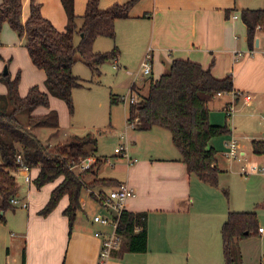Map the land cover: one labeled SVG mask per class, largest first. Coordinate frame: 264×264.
I'll return each mask as SVG.
<instances>
[{
    "label": "crops",
    "instance_id": "obj_1",
    "mask_svg": "<svg viewBox=\"0 0 264 264\" xmlns=\"http://www.w3.org/2000/svg\"><path fill=\"white\" fill-rule=\"evenodd\" d=\"M128 1L100 0V8L107 9ZM87 2L88 0H75L79 26L83 23ZM40 3L42 15L59 31H65L67 16L61 0H40ZM244 9H264V0H139L129 11L128 18L119 19L115 23L114 42L118 39L122 46L124 40L130 49V56L133 55L142 64L148 52L152 55V73L144 75L141 72L139 77L138 74L134 75L130 90L136 97L137 92L145 95V80L160 78L169 71L175 59L191 60L205 69L211 68V74L217 79L232 75L234 92L253 96L251 105H246L234 93H224L216 98L219 99L221 109L224 110L228 103H234L235 114L245 106H255L263 111L264 120V29L256 31L251 49L247 26L241 19ZM238 12L240 17L235 19ZM6 24L8 23H4ZM119 60L120 56L114 63L119 65ZM127 66L125 63L126 69ZM55 98L51 97V103ZM50 107L56 108L49 106L45 112L36 114L35 110L33 114L45 116L52 111ZM230 124L234 126V123ZM131 128L137 135L130 137V141L132 145L140 143L141 159L131 155L132 148L129 151L128 143L126 174L122 177L114 175L99 178L114 179L119 184L125 183L134 189L135 196L127 200L125 209L147 214L148 249L145 253L127 252V239L122 238L121 247L113 252L106 264H219L218 239L220 238L223 252L221 229L226 221L220 223L222 226L217 234L221 218L213 210L209 211L199 195L200 192H210L209 188L200 183L212 186L188 172L169 130L159 126L148 131ZM51 130L54 134L55 131L49 129ZM233 130L231 138L237 139ZM237 141L239 142L238 139ZM209 145L213 147L210 143ZM241 151L246 157V151ZM129 159L136 161L130 163ZM218 166L223 170L219 164ZM36 172L37 170H33V176ZM57 181L60 182L61 179ZM55 182H52L54 188L59 183ZM31 185L34 183L29 187ZM112 188L100 187L99 190L107 193ZM20 195L19 190L18 198ZM50 195L41 207L33 209H29V197L23 198L28 200L29 205L19 216L23 221L19 224L18 235L26 243L25 264H98L101 238L96 237L95 233H108L110 228L96 224L92 219L95 215H106V210L105 214L94 212L93 216L89 215L81 197L82 209L71 229L69 218L64 214L69 204L68 196L63 197L48 215L39 214ZM6 212L4 221L0 220V247L8 244L9 239V234L2 230V227L7 226ZM260 235H264V231ZM7 254L10 257L9 249Z\"/></svg>",
    "mask_w": 264,
    "mask_h": 264
},
{
    "label": "trees",
    "instance_id": "obj_2",
    "mask_svg": "<svg viewBox=\"0 0 264 264\" xmlns=\"http://www.w3.org/2000/svg\"><path fill=\"white\" fill-rule=\"evenodd\" d=\"M139 0H129L125 4H115L107 9L100 8V0H88L83 23L77 24L75 0H61L67 16L65 31H59L50 20L41 13V5L34 0L28 20L22 22L23 0H0V30L4 23L26 37V48L32 64L44 71L46 91L39 86L30 88L26 96L19 93L21 74L15 79L9 75H0L6 81L8 95H0V220L11 208L10 201L16 197L19 186L16 178L18 164L16 157L22 154L25 162L37 170L33 176L34 185L43 186L61 181L53 189L49 201L39 214L46 216L68 196L69 204L64 214L69 218L70 228L82 209L83 189L89 190L81 175L93 171L103 164L96 157L98 141L91 135L74 136L65 144L44 142L36 131L46 128L58 134L59 115L55 110L45 116H36L39 107L49 108L51 97L63 100L70 112L74 111L73 91L85 87L74 75L73 66L79 55L92 71L100 72V66L107 61L117 60L120 50L115 45L110 52H94L95 41L100 38L115 40V23L129 17V11ZM242 20L247 26L248 43L253 49L256 27L264 26V9H244ZM81 41L75 45L76 35ZM4 76V77H3ZM234 91L233 77L228 75L217 79L211 74V68L191 60L175 59L169 71L160 78L150 79L147 94L137 92V101L129 104L127 122L138 131H148L155 126L169 130L173 142L186 163L188 172L195 174L201 181L217 187L219 175L223 172L217 162L216 150L209 145L213 137L230 133L227 125L210 123V104L219 93ZM112 96V103L122 102ZM26 114V115H24ZM52 141V140H51ZM252 153L264 156V139L252 142ZM96 158L91 168L77 174L74 168L86 158ZM120 156V155H119ZM33 175V172H32ZM92 187H117L114 179H97ZM227 194V191H225ZM105 194L98 195L90 190V197L101 202ZM256 212H229L221 229L225 264H240L242 261L238 242L251 236L257 228ZM117 232L127 239L125 249L130 253H145L148 249L147 214L123 210L118 218ZM26 256L23 253V264Z\"/></svg>",
    "mask_w": 264,
    "mask_h": 264
},
{
    "label": "rangeland",
    "instance_id": "obj_3",
    "mask_svg": "<svg viewBox=\"0 0 264 264\" xmlns=\"http://www.w3.org/2000/svg\"><path fill=\"white\" fill-rule=\"evenodd\" d=\"M32 1L23 0V23L30 16ZM34 1L42 6L40 0ZM235 15L240 17L239 12ZM80 41L81 37L77 34L74 39L75 45H78ZM115 44L120 50V62L117 69L114 68L116 60H110L102 64L99 68L100 72L96 73L84 63L79 55L77 56L78 61L73 66V73L83 82L85 87L75 88L73 91L74 111L71 113L66 103L61 99L55 98L52 103L50 100V106L56 107L50 108L59 115L58 134L52 138V130L42 128L36 131L38 137L44 142L50 141L53 144H65L74 136L91 135L97 139V149L94 153L101 156L103 164L100 167H94L92 172L81 175L84 182L89 186V190L83 189L82 199L85 201L86 210L91 216L94 212L102 214L106 212L98 201L90 197V190L98 194L100 187H92L90 184L94 180L100 179L99 177L114 175L122 177L127 172L128 157L119 156L115 153V149L121 144L127 146L129 143V151L132 148L131 155L141 159L140 143L132 145L130 141V137L136 136L137 133L127 122L128 98L131 96L130 87L133 83V76L138 74L139 77L141 75V63L137 62L133 55L130 56V49L124 40L121 46L118 39L115 43L108 38H98L94 44V52H110ZM125 63L128 65L127 69L124 67ZM6 64L11 79H15L19 73L21 74L19 85L21 96H26L30 88L36 85L45 90V73L32 64L26 48V37H20L8 24L0 30V75H3ZM148 80L143 82L146 94ZM0 95H8L6 81L0 80ZM112 96L118 97V99L124 97L126 102L112 103ZM210 109V123L227 125L230 133L211 139L210 144L217 152V162L223 172L219 175L217 187H209L200 183L201 186H206L210 190L208 193H199L201 200L209 207V211L213 210L221 218L217 226V234L219 227L221 228L223 222L227 220L228 212L233 211L256 212L257 228L264 229V172H262L264 157H258L252 153V142L264 138L263 111L258 110L255 106H245L230 118L225 109H221L219 99L211 102ZM45 111L46 108L39 107L36 109V114ZM230 123H234V126ZM232 129H234V136L241 144V149L245 150L247 154L242 160L228 157L229 148L227 144L230 141ZM251 165L257 166L258 171L253 174H246L242 170L243 167L249 171ZM74 171L77 174L82 173L78 167L74 168ZM17 183L21 194L20 199L29 197V209L41 207L47 201L51 189L54 188V183H49L40 189L34 185L29 187L21 174L17 175ZM25 210L24 207L11 205L5 214L7 226L2 227V230L9 234V239H7L8 244L0 247V264H6V259L9 257L8 249L10 257L7 264H22L26 243L18 235L20 231L18 228L20 222L23 221V218H19V216ZM221 222L222 224H220ZM218 242L219 264H225L220 238ZM237 246L241 251L242 264H264V235H260L256 231L251 236L240 240Z\"/></svg>",
    "mask_w": 264,
    "mask_h": 264
},
{
    "label": "built area",
    "instance_id": "obj_4",
    "mask_svg": "<svg viewBox=\"0 0 264 264\" xmlns=\"http://www.w3.org/2000/svg\"><path fill=\"white\" fill-rule=\"evenodd\" d=\"M234 18H238L237 15ZM264 26L258 25L256 30H262ZM117 69V65L114 66ZM153 70L152 65V55L150 52L147 53L144 60L141 64V72L144 75H150ZM234 93L237 98H241L246 105H251L253 101V96L247 93H238V92H230ZM224 94V93H223ZM219 93L217 96H221ZM122 101L126 102V98L122 97ZM137 101V97L131 91V96L128 98L129 104L135 103ZM225 111L229 117H232L235 111V104L228 103L225 106ZM130 125V124H129ZM134 127V125H130ZM264 139V138H263ZM229 153L228 157L231 159L242 160L245 157V153L241 151V145L235 138H231L228 142ZM127 147L121 144L118 148L115 149V153L118 155L128 156ZM96 158L90 156L82 161L81 165L77 166L83 172L95 163ZM136 159H129L130 163L135 162ZM16 162L18 164V169L16 171L17 174H21L24 178L26 184H31L33 182V167L30 166L27 162H25L22 154H18L16 157ZM246 174H253L258 171L257 166L251 165L250 170L247 171L245 167L242 169ZM264 172V168L262 169ZM98 195V194H97ZM135 196V191L131 187H129L125 183L119 184L117 187H113L109 192L105 193L103 197H101L102 201L99 202L106 210V215H95L93 217V222L99 224L104 227H109L110 231L108 233L96 232L95 236L101 238V248L98 258V264H106V262L111 258L114 251L118 250L121 247V242L123 236L119 235L117 232L118 227V218L120 217L123 210H125L126 202L129 198ZM11 205L20 206L24 208H28L29 202L26 199H20L18 196L14 197L10 201ZM264 231L263 228H259V232L262 233Z\"/></svg>",
    "mask_w": 264,
    "mask_h": 264
},
{
    "label": "water",
    "instance_id": "obj_5",
    "mask_svg": "<svg viewBox=\"0 0 264 264\" xmlns=\"http://www.w3.org/2000/svg\"><path fill=\"white\" fill-rule=\"evenodd\" d=\"M3 75L6 76V75H9V70H8V65L6 64L5 66V69H4V72H3Z\"/></svg>",
    "mask_w": 264,
    "mask_h": 264
}]
</instances>
